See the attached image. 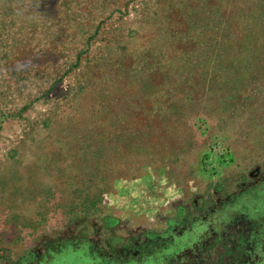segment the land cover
Masks as SVG:
<instances>
[{"label":"rangeland","instance_id":"1","mask_svg":"<svg viewBox=\"0 0 264 264\" xmlns=\"http://www.w3.org/2000/svg\"><path fill=\"white\" fill-rule=\"evenodd\" d=\"M0 264H264V0H0Z\"/></svg>","mask_w":264,"mask_h":264}]
</instances>
